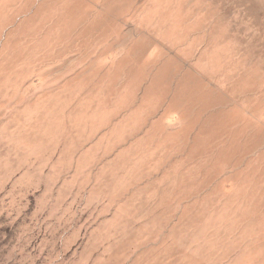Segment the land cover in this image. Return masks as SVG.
<instances>
[{
	"label": "rangeland",
	"instance_id": "1",
	"mask_svg": "<svg viewBox=\"0 0 264 264\" xmlns=\"http://www.w3.org/2000/svg\"><path fill=\"white\" fill-rule=\"evenodd\" d=\"M0 264H264V0H0Z\"/></svg>",
	"mask_w": 264,
	"mask_h": 264
}]
</instances>
